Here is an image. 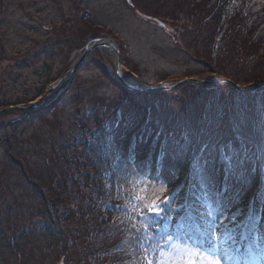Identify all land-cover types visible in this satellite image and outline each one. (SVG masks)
I'll list each match as a JSON object with an SVG mask.
<instances>
[{
  "label": "trees",
  "instance_id": "obj_1",
  "mask_svg": "<svg viewBox=\"0 0 264 264\" xmlns=\"http://www.w3.org/2000/svg\"><path fill=\"white\" fill-rule=\"evenodd\" d=\"M187 1L185 10L193 11L192 15L183 12L182 20L176 21L184 26L179 33L194 39L192 49L195 51L199 44H204L207 61L213 59L215 64L224 48L221 66L230 71L235 68L232 74L228 72L227 78L239 86L264 83V0ZM169 21L176 23L173 16ZM177 48L181 49L179 45ZM231 54L240 61L249 58L258 63L238 68ZM100 69L108 82L121 91L122 99L107 98L97 88L91 89L76 77H70L51 102L36 110L21 111L18 120L0 126L5 143L12 139L10 130L16 125L23 126L40 118L51 126L45 133V146L36 138L41 146L30 150L32 161L28 160L27 164L23 152L7 151L8 160L14 164L15 185L22 186L21 197L34 206H25V201L19 205L15 192L10 195L12 203H7L8 183L1 177L2 194L7 196L0 200L2 258L10 253L27 262L35 257V252H40L45 264H142L144 252L140 245L144 241L136 231L140 225L131 219L135 215L132 210L121 211L122 199L128 198L132 191V180L138 182L137 187L139 182H151L157 188L155 192L150 188L149 192L155 196L159 195L162 178L167 185L165 195L174 197L173 205L179 203L178 198L184 200L186 185L193 183L190 209L202 216L204 224L207 223L204 204L208 197L202 189L215 198L214 207L223 205L221 220L225 228L232 224L227 217L234 218L236 223L241 221L240 212L248 209L251 198L257 200L256 212L264 207V129L261 128L264 124L259 127L258 140L255 136H245V130L238 137L229 119L232 112L225 108L229 88L236 93L232 105L246 109L242 120L245 125L250 123L251 112H264V95L243 94L231 85L206 90L202 103L188 117L190 122L179 125L176 118L185 120V110L191 105L171 107L174 92L162 91L160 94L170 97L151 101L146 96L157 94L142 95L128 90L119 81H110L109 74ZM46 91L44 88L38 92L32 101L43 97ZM139 96H145L143 103L137 100ZM67 97L76 103L74 130L70 135L63 132L60 117V108ZM214 97L215 106L210 101ZM163 102L169 105L170 113L162 110L157 120L156 113ZM222 114L223 142L219 144L214 138L219 132L218 116ZM200 133L208 135L200 137ZM226 157H231L234 163L228 166ZM205 180L207 184L203 183ZM183 208L177 213L172 211V226Z\"/></svg>",
  "mask_w": 264,
  "mask_h": 264
},
{
  "label": "rangeland",
  "instance_id": "obj_2",
  "mask_svg": "<svg viewBox=\"0 0 264 264\" xmlns=\"http://www.w3.org/2000/svg\"><path fill=\"white\" fill-rule=\"evenodd\" d=\"M187 2V0H130L128 4L127 0H0V105L2 106L0 126L18 120L20 117L18 114L21 111H29L32 106L31 109L36 110L48 101L51 102L57 96L59 89L46 101L32 100L38 92L44 88L45 90L50 89L68 71L72 70L84 57L87 47L100 43L111 45V48L121 55V78L117 74V56L110 50L99 48L88 53L81 70L75 77L78 82L86 83V86H90L91 89L97 88L96 91L107 98L117 97L120 100L122 94L117 87L108 82L100 68L109 74L110 81L111 79L119 82L121 80L134 88L155 86L170 89L180 84L182 80H186V77L213 82L219 79L231 80L226 76L231 71H235V68L230 71L225 66H221L224 48L223 53L220 51L219 61L214 64L215 60L212 59L213 61H209L211 63L209 64L206 58L207 47L199 44L195 52L192 49L194 39L184 32L179 33L178 30H184V26L176 20H182L183 12L187 16L193 13V11L185 10ZM192 8L196 10V7ZM172 16L176 23L169 21ZM169 22L175 25L168 24ZM161 24H166V28H162ZM66 29L67 31L63 33ZM177 45L181 49L177 48ZM232 56L235 58L233 60L238 63V68L244 64L253 66L258 63V60L241 58L242 61H240L234 55ZM223 72H225L224 75H222ZM184 74L188 76H182ZM248 79L250 81V78ZM262 83H246L245 86L240 87L247 90L259 88V91L255 89V93L260 96L264 95ZM192 85L185 84L181 88L177 85L175 88L179 89L171 91L174 92L172 93L173 98H170L171 107L176 104L181 106L189 103L191 105V108L188 107L185 110V120L176 118L175 115L174 119L176 118L179 125L190 122L188 117L198 109L205 95L206 86L193 87ZM217 89L208 88L213 91ZM226 90L225 108L232 112L229 119L236 135L240 137L245 130V136H255L258 140L259 127L264 124V112L262 114L251 112L252 115L248 116L250 123L244 125L242 120L246 109L242 105L235 108L232 105V99L235 98L233 94L236 93L229 88ZM152 92L157 95L146 96L151 101L156 97L162 100L170 97L160 94L162 92L160 89L136 91L142 95ZM144 97L136 98L142 100L143 103L142 98ZM220 100L222 98H219ZM29 101L32 102L27 104ZM210 101L213 106L217 103L215 97ZM123 103L124 100L120 101V104L123 105ZM75 107L74 100L67 97L60 108L63 132L67 135L72 134L74 130L73 110ZM168 108L170 107L165 102L160 105L156 113L157 120L161 117L162 110L163 113L169 112ZM218 119L219 132L214 139L222 144L220 132H223L224 114L218 116ZM49 127L51 128L39 118L23 126L16 125L13 130L11 129L10 133L13 137L9 143H5L3 135H0V200L7 197L2 194L1 177L4 176V182L8 183L7 203H12L10 195L15 192L19 205L25 201L26 203H23L25 206H34L33 202H28L26 198L21 197L22 186L15 185L14 164L8 160L7 151L13 150L14 154L18 151L23 152L26 154L23 157L27 164L33 154L30 150L41 146L36 138L45 146V133L49 132ZM261 128L264 129V126ZM184 132L189 138L187 132ZM206 135L199 134L200 137ZM205 142H207L206 139ZM257 152L258 150H256V155ZM156 188L152 187L151 190L155 192ZM34 255L30 264H37V259L40 264L42 262L40 252H35ZM44 261L42 264H45ZM0 263L26 264L19 256L10 253L5 254Z\"/></svg>",
  "mask_w": 264,
  "mask_h": 264
},
{
  "label": "snow or ice",
  "instance_id": "obj_3",
  "mask_svg": "<svg viewBox=\"0 0 264 264\" xmlns=\"http://www.w3.org/2000/svg\"><path fill=\"white\" fill-rule=\"evenodd\" d=\"M131 155H135L134 149ZM228 162L234 163L231 158ZM130 183L133 188L126 206L135 214L131 219L140 225L136 231L141 233L144 241L140 245L144 252L142 264H224L222 257L228 261L232 259L231 245L236 243L235 228H241L245 237L262 231L259 227L261 221L253 214V210L240 225L225 228L221 220L223 205L214 207L215 198L206 189H202V192L208 197L204 204L207 223L189 224L191 230L182 226L172 231L170 217L174 197L165 195L167 185L163 179L159 180V195L155 196L149 192L153 187L151 182H139L138 187L136 180ZM203 183L207 184V181ZM227 219L231 221L230 217ZM222 228H225L223 232Z\"/></svg>",
  "mask_w": 264,
  "mask_h": 264
},
{
  "label": "water",
  "instance_id": "obj_4",
  "mask_svg": "<svg viewBox=\"0 0 264 264\" xmlns=\"http://www.w3.org/2000/svg\"><path fill=\"white\" fill-rule=\"evenodd\" d=\"M98 47H104V48H108V49H111L112 50V48H110V46H108V45H105V44H99V45H96V46H92V47H89V48H87V50H86V52H85V55H84V57L82 58V60L76 65V67L73 69V70H71L70 72H68L59 82H57V84H55L54 86H52L51 88H50V90L47 92V94L44 96V98H43V101L56 89V88H58L68 77H69V75H71L72 73H74L77 69H79L80 68V66L82 65V63H83V61L85 60V58L87 57V55H88V53L91 51V50H93V49H96V48H98ZM116 53V56H117V58H118V69H117V74H118V76L121 78V75H120V67H121V60H120V57H119V54L117 53V52H115ZM187 82H193V83H197V84H220V83H223V82H225V81H223V82H221V81H218V82H200V81H196V80H185V82H183V83H181L180 85H182V84H184V83H187ZM228 83H230V82H228ZM128 86V85H127ZM130 87V86H129ZM237 87V86H236ZM130 88H133V87H130ZM237 88H239V87H237ZM133 89H135V90H137V91H143V89H136V88H133ZM150 90H154V89H150ZM36 107V106H35ZM31 108H33V106L31 107Z\"/></svg>",
  "mask_w": 264,
  "mask_h": 264
}]
</instances>
